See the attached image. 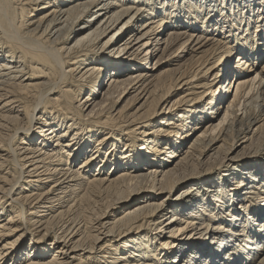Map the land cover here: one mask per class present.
Returning a JSON list of instances; mask_svg holds the SVG:
<instances>
[{
    "label": "bare ground",
    "instance_id": "6f19581e",
    "mask_svg": "<svg viewBox=\"0 0 264 264\" xmlns=\"http://www.w3.org/2000/svg\"><path fill=\"white\" fill-rule=\"evenodd\" d=\"M263 106L264 0H0V264H264Z\"/></svg>",
    "mask_w": 264,
    "mask_h": 264
},
{
    "label": "rangeland",
    "instance_id": "374dc122",
    "mask_svg": "<svg viewBox=\"0 0 264 264\" xmlns=\"http://www.w3.org/2000/svg\"><path fill=\"white\" fill-rule=\"evenodd\" d=\"M163 68H161V69H159V71L160 70H162ZM116 95H120V91L119 92H117L116 94H115V96ZM182 95V93L180 94H178L177 96L176 95H174L173 97H175V98H173L174 100L175 99H177V98H179L180 96ZM131 96L132 95H129L123 102H121L118 106H119V109L120 108H122V107H126V106H131V105H133V103H134V100H133V98H131ZM173 103V102H172ZM262 109H264V106L262 107ZM237 130H238V128H237ZM249 132V131H248ZM21 133V132H20ZM19 133V134H20ZM240 136V135H239ZM238 136V137H239ZM242 138H237V141L236 142H238V141H240ZM236 153H238V150L236 151ZM235 153V154H236ZM250 157H252V156H250ZM256 157V156H255ZM258 157H264V154L263 155H261V156H258ZM253 159H255L254 157H253ZM199 167V166H198ZM198 167H196V169L195 170H193V175H195L194 177H197L198 175H200V173H203L204 171H206L208 168L205 166H200L199 168ZM189 172H191L192 173V169L189 171ZM182 187V186H181ZM180 187V188H181ZM177 193V192H176ZM6 219V218H5ZM5 219H3V220H5ZM146 231H149V230H146ZM28 239V238H27ZM201 241H203V240H199L198 242L200 243ZM25 243V242H24ZM182 263H184V259L183 260H181V264Z\"/></svg>",
    "mask_w": 264,
    "mask_h": 264
}]
</instances>
